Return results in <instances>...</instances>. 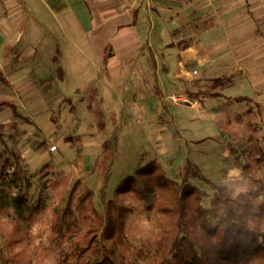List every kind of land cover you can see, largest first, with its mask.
Instances as JSON below:
<instances>
[{"label": "rangeland", "instance_id": "374dc122", "mask_svg": "<svg viewBox=\"0 0 264 264\" xmlns=\"http://www.w3.org/2000/svg\"><path fill=\"white\" fill-rule=\"evenodd\" d=\"M172 14L171 10L168 15L164 14L169 21L156 15L147 16L142 23L146 27L140 34L143 41L149 37V43L129 49V53L118 56L119 63L109 68L102 61L104 48H88L81 43L77 47L69 43L60 33L54 17L47 13L44 19L51 27L48 32L44 28L34 32L29 16L22 17L16 24V28H24L25 33L19 42H15L16 31L8 32L0 50L7 53L13 49L21 53V57L6 66L25 68L32 79L33 91H38L43 101L31 109L17 103L20 111L28 116L27 120L16 119L11 109H0V122L10 123L3 140L0 138V153L4 144L21 152L26 166L27 202L32 203L41 195L46 207L32 229H26L25 223H16L10 213L13 193L18 191H8L7 181H0V206L8 207L0 209V252L5 256L21 260L31 256V264L51 262L37 246L36 235L44 231L54 237L55 219L49 204L53 201L63 208L75 183H78L76 197L91 189L96 206L101 210L108 199L134 207L128 226L133 242L123 251L131 253L135 245L145 256L152 243L160 238L161 226L158 219H152L153 216L145 212V203L139 199L137 191L125 197L117 191L123 178L155 158L169 165L166 169L170 174L192 158L211 178L241 181L242 168L228 156L234 149L239 150V135L245 130L250 133L248 123L258 115H248L243 109L250 105L232 103L231 96L245 92V96H249L245 102H248L252 97L248 93L250 84L237 82L234 77L231 81H220L223 95L219 98L226 103L224 107H213L212 99L193 94L191 83H184L176 76L178 47L165 49V44L171 40L177 43L181 38L184 42L199 43L204 32L184 35L185 29L194 26H184L187 16L182 13L172 17L181 21V26L173 23ZM161 25H168L172 31L162 34ZM52 30L55 37L51 35ZM57 35L61 36L58 42L54 41ZM163 49L167 57L171 53L164 72L160 63L166 59L161 53ZM222 74L229 73L216 76ZM203 76L201 71L199 77ZM2 85L6 88L4 82ZM9 90L26 98L17 85ZM185 95L190 100L184 98ZM198 104L206 107L197 109ZM239 113L246 118L240 124ZM255 132L253 136L257 138L258 132ZM52 145H57L56 150H50ZM3 162L0 154V165ZM145 246H149L148 249Z\"/></svg>", "mask_w": 264, "mask_h": 264}, {"label": "trees", "instance_id": "16d2710c", "mask_svg": "<svg viewBox=\"0 0 264 264\" xmlns=\"http://www.w3.org/2000/svg\"><path fill=\"white\" fill-rule=\"evenodd\" d=\"M224 78L229 77L214 82ZM0 107L10 108L16 119L28 118L11 101H1ZM238 116L240 124L243 115ZM9 125L0 122L2 140ZM248 126L250 133L239 135V150L228 156L242 168L239 182L209 177L192 158L173 174L166 169L169 165L155 158L119 182L117 191L124 197L137 191L145 212L161 226L160 238L150 249L145 246V256L135 245L131 253L123 251L133 242L128 226L134 207L108 199L101 210L91 189L76 197L78 183L63 199V208L50 202L56 233H38L37 246L50 258L49 264H264V135L254 138L256 129ZM0 154V181H7L8 191H18L12 192V219L30 230L46 207L43 196L27 202L25 158L16 147L4 144ZM0 264H31V256L10 259L0 252Z\"/></svg>", "mask_w": 264, "mask_h": 264}, {"label": "crops", "instance_id": "0c3cea01", "mask_svg": "<svg viewBox=\"0 0 264 264\" xmlns=\"http://www.w3.org/2000/svg\"><path fill=\"white\" fill-rule=\"evenodd\" d=\"M170 10L173 11L170 21L181 26V21L172 17L182 13L187 16L186 21H183L184 26H194L183 32L192 33L196 29L204 32V38L199 43L180 39L177 43L171 40L165 44V49L174 45L178 47L176 76L184 83H191V91L196 96L203 94L206 99L216 102H213V107H224L226 104L220 102L222 87H219L220 81L214 82V79L227 76L229 78L223 80L231 81L234 77L237 82L249 83L251 88L248 93L252 94L250 100L245 102L249 96H245L244 92L231 96V102L239 101L237 97L246 99L239 101V105L249 104L251 112H248L249 108L243 111L248 115H258V120L253 119L250 124L257 130L258 136H263L264 0H0V49L8 32L16 31L15 42L24 37V28H16L22 17L31 18L34 32H40V28L48 32L51 27L44 19L47 13L54 17L60 33L69 43L77 47L81 43L88 48H104L102 61L109 68L110 65L119 63L118 56L129 53V49L149 43V37L143 41L140 34L146 27L142 23L147 16L156 15L163 21H169L166 17ZM165 12L167 15L164 16ZM159 31L167 35L172 30L168 25H161ZM51 35L55 37L53 30ZM59 40L61 36L57 35L54 41ZM165 49L161 50L166 58L160 62L163 72L171 55L170 53L167 57ZM20 57L21 53L18 54L13 49L7 53L0 50V102L11 101L18 108L17 103L20 102L22 107L31 109L38 107L43 101L38 91H33L32 79L22 66H6ZM201 71L204 72L203 78L199 77ZM223 72L229 74L216 76ZM3 82L6 88L2 85ZM206 82L209 85L204 84ZM14 85L23 89L28 102L18 92H9V88ZM184 98L190 100L187 95ZM204 107L205 104L196 106L200 110ZM4 108L10 109L0 107ZM258 108H261V114ZM244 118L243 120L246 119Z\"/></svg>", "mask_w": 264, "mask_h": 264}, {"label": "built area", "instance_id": "2783aa9c", "mask_svg": "<svg viewBox=\"0 0 264 264\" xmlns=\"http://www.w3.org/2000/svg\"><path fill=\"white\" fill-rule=\"evenodd\" d=\"M193 73H196V71H194ZM56 148H57V145H52V146L50 147V150H56Z\"/></svg>", "mask_w": 264, "mask_h": 264}]
</instances>
